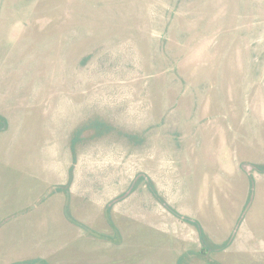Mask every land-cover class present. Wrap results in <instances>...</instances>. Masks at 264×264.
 <instances>
[{
	"label": "rangeland",
	"instance_id": "obj_1",
	"mask_svg": "<svg viewBox=\"0 0 264 264\" xmlns=\"http://www.w3.org/2000/svg\"><path fill=\"white\" fill-rule=\"evenodd\" d=\"M0 114V264H264V0H0Z\"/></svg>",
	"mask_w": 264,
	"mask_h": 264
},
{
	"label": "trees",
	"instance_id": "obj_2",
	"mask_svg": "<svg viewBox=\"0 0 264 264\" xmlns=\"http://www.w3.org/2000/svg\"><path fill=\"white\" fill-rule=\"evenodd\" d=\"M3 116L0 114V121H3ZM258 169L261 170V171H264V163L263 164H260L258 166ZM201 237H202V240L205 241L206 240V236L205 234L203 233V231L201 230Z\"/></svg>",
	"mask_w": 264,
	"mask_h": 264
}]
</instances>
